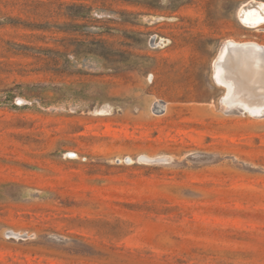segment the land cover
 Here are the masks:
<instances>
[{"label":"rangeland","instance_id":"1","mask_svg":"<svg viewBox=\"0 0 264 264\" xmlns=\"http://www.w3.org/2000/svg\"><path fill=\"white\" fill-rule=\"evenodd\" d=\"M245 1L0 0V264H264V117L213 76Z\"/></svg>","mask_w":264,"mask_h":264},{"label":"bare ground","instance_id":"2","mask_svg":"<svg viewBox=\"0 0 264 264\" xmlns=\"http://www.w3.org/2000/svg\"><path fill=\"white\" fill-rule=\"evenodd\" d=\"M238 16L249 28L263 27L264 1H245L238 9ZM213 64L214 79L224 88L221 100L224 105L230 110L264 117V45L251 40L227 39ZM140 159L158 161L163 157L143 154Z\"/></svg>","mask_w":264,"mask_h":264},{"label":"built area","instance_id":"3","mask_svg":"<svg viewBox=\"0 0 264 264\" xmlns=\"http://www.w3.org/2000/svg\"><path fill=\"white\" fill-rule=\"evenodd\" d=\"M100 17H103V15H100ZM171 43V39L166 36H160L158 34H154L150 41H149V47L151 49H162L167 47ZM68 157L72 159L79 158V154L77 151H69Z\"/></svg>","mask_w":264,"mask_h":264}]
</instances>
